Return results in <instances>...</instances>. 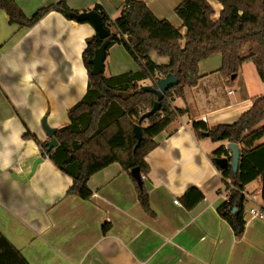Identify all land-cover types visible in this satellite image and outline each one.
Listing matches in <instances>:
<instances>
[{
  "label": "crops",
  "instance_id": "crops-1",
  "mask_svg": "<svg viewBox=\"0 0 264 264\" xmlns=\"http://www.w3.org/2000/svg\"><path fill=\"white\" fill-rule=\"evenodd\" d=\"M58 1L16 0L28 17ZM142 1L158 18L181 27L175 9L182 0ZM208 1L220 13L222 4ZM66 3L78 13L99 4L114 20L125 0ZM96 33L90 22L57 10L33 26L21 27L10 24L0 9L2 234L29 264H264V219L248 213L254 203L245 198V230L239 238L218 213L228 199L227 184L210 154L229 142L197 136L192 128L194 121L210 129L233 123L251 108L254 97L264 94V81L252 60L242 63L234 85L228 86L219 71L222 55L203 59L198 83L185 87L184 98L175 97L174 107L184 111L155 138L158 145L145 157L150 171L143 180L154 214L142 207L133 176L118 162L90 177V198L68 194L72 177L43 155L35 138L24 137L30 132L45 141L49 136L44 123L56 130L70 123L69 109L87 92L83 53ZM155 62L165 64L168 58ZM105 67L106 75L140 69L122 44L109 49ZM191 186L199 187L204 198L189 210L183 196ZM262 190L258 179L243 193L262 201ZM105 224L110 225L106 233Z\"/></svg>",
  "mask_w": 264,
  "mask_h": 264
},
{
  "label": "trees",
  "instance_id": "trees-1",
  "mask_svg": "<svg viewBox=\"0 0 264 264\" xmlns=\"http://www.w3.org/2000/svg\"><path fill=\"white\" fill-rule=\"evenodd\" d=\"M218 1L223 8L219 17L214 18L215 9L208 0H182L175 9L182 21L181 27L175 26L169 19L158 18L142 0H125L121 15L114 20L101 5L93 8L111 32L107 53L112 46L122 44L139 63L140 69L117 75L92 74L89 61L104 40L98 33L87 40L83 53L89 76L87 92L69 109L70 123L56 130L54 136L59 144L48 153L54 164L73 179L68 194L90 198L92 191L88 180L114 162L120 163L130 174L138 166L145 177L150 171L145 157L158 145L155 138L184 111L178 107L173 109L171 99L174 96L184 98L185 87L198 83L199 63L203 59L217 53L222 55L219 71L228 86L234 85L245 60L254 62L264 81V0ZM0 9L6 12L10 24L21 27L33 26L51 10L60 11L68 18L70 12H76L66 0L40 8L31 17L25 15L16 0H0ZM152 52L167 57L168 62L156 63L151 58ZM169 74L178 78V84L167 90L160 110L141 120L158 98L156 93L143 90V82L148 79L159 81ZM156 81L152 86L158 85ZM263 121L264 94L254 97L251 108L233 123L219 124L213 129L203 121L192 123L197 136L209 133L214 142L228 141L239 145L237 171L230 166L221 169L215 163L219 157L231 160L225 145L210 154L227 184L228 199L218 207V213L231 225L238 238L245 230L244 187L254 180H261L264 200V142H260L264 138ZM137 124L141 126L142 140L136 148L138 140L134 127ZM24 137L35 138L43 155H46L51 137L40 141L30 132ZM134 182L142 207L154 214L146 185L139 186L135 179ZM203 198L201 189L191 186L185 192L183 202L190 210ZM109 228L110 225L105 224L103 232L106 233ZM0 264H29L1 231Z\"/></svg>",
  "mask_w": 264,
  "mask_h": 264
},
{
  "label": "water",
  "instance_id": "water-1",
  "mask_svg": "<svg viewBox=\"0 0 264 264\" xmlns=\"http://www.w3.org/2000/svg\"><path fill=\"white\" fill-rule=\"evenodd\" d=\"M68 15L72 19H76L78 21H89L95 27L99 37L104 40L102 44L98 48H96L94 56L90 59L89 62L92 64V70H91L92 74L97 75V74L105 73V69H106L105 61L107 58V48L110 42L109 36L111 35V32L106 26H104L99 12H97L94 9H91V10L80 12V13L72 11ZM233 77H235V75ZM177 84H178V78L173 74H169L168 76L159 80L158 85L156 87L152 85H144L143 90L156 93L158 98L155 101L152 109L148 111L145 115H143L141 120L148 118L149 116L155 114L158 110H160L161 100L163 96L165 95L167 90L171 89ZM44 129L47 135L51 137L50 141L48 142V149L46 151V155H48L51 149L56 147L59 144V142L57 138L54 136L56 132V128L50 127L44 123ZM134 132L138 140L136 144V148H137L139 147L140 142L142 140L141 126L139 124H137L134 127ZM205 136H209V133H205ZM228 147L232 152L231 160L228 157H219L215 159V163L221 169H224L230 166L233 169V171H237L239 167V162H240L239 145L237 143L229 142ZM41 160H42V157L34 161L32 171L35 170L37 164ZM131 175L137 181L139 186H143L144 180H143V176L141 174L140 168L138 166L134 167L131 170Z\"/></svg>",
  "mask_w": 264,
  "mask_h": 264
},
{
  "label": "built area",
  "instance_id": "built-area-1",
  "mask_svg": "<svg viewBox=\"0 0 264 264\" xmlns=\"http://www.w3.org/2000/svg\"><path fill=\"white\" fill-rule=\"evenodd\" d=\"M125 37L127 38V35H125ZM153 81H156V79H153ZM156 82L158 83L159 81H156ZM231 92H233V90H231ZM204 121H206V118H204ZM225 149L229 152V155L232 156V152L229 149L228 144L225 145ZM245 197H247L248 199H250L254 203V206L249 208V210H248L250 217L264 219V200H262V201L258 200L257 196L255 194L254 195L246 194ZM174 202L176 204L181 203L179 198H175Z\"/></svg>",
  "mask_w": 264,
  "mask_h": 264
},
{
  "label": "rangeland",
  "instance_id": "rangeland-1",
  "mask_svg": "<svg viewBox=\"0 0 264 264\" xmlns=\"http://www.w3.org/2000/svg\"><path fill=\"white\" fill-rule=\"evenodd\" d=\"M219 17V13L217 12V11H215V14H214V18H218ZM215 55V54H214ZM151 56H152V58L155 60V61H158V62H163V61H165V60H167V58L166 57H164V56H160V55H158L156 52H152L151 53ZM213 55H211L210 57H212ZM209 58V57H208ZM106 64H107V62H106ZM144 83V85H153V80H150V79H148V80H146V81H144L143 82ZM178 97V96H177ZM174 99H175V96H174V98L173 99H171L172 101H171V107L174 109ZM134 120H136V118H134ZM263 123H264V121H263ZM258 196H261L260 195V192H258Z\"/></svg>",
  "mask_w": 264,
  "mask_h": 264
}]
</instances>
